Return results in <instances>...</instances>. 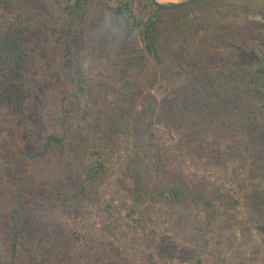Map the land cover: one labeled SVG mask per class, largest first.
I'll return each mask as SVG.
<instances>
[{
	"label": "trees",
	"instance_id": "1",
	"mask_svg": "<svg viewBox=\"0 0 264 264\" xmlns=\"http://www.w3.org/2000/svg\"><path fill=\"white\" fill-rule=\"evenodd\" d=\"M201 5L202 2L178 11H165L155 8L150 0H0L2 143H6L12 130L22 125L27 127L32 121L37 126L31 128L30 134L41 154L30 159L53 161L62 158L67 161L70 172V182H67L62 172L58 173L57 165L60 180L56 179L53 186L47 180L33 189L26 186L22 193L20 186L13 189L9 195L13 212L6 264H18L23 260L17 219L18 194L41 208L38 220L41 222L38 227L42 232L39 236L41 246L25 255L27 263L130 264L123 260L124 254L120 250L110 253L96 244L91 251L88 242L82 246L84 252L81 251L78 257L69 254V249L85 239L76 234L84 206L98 204L99 190L110 172L114 151L119 148L118 141L129 134L130 118L135 115V99L140 95L138 84L130 78V73L137 74L148 64L161 70L162 81L173 84L162 102L151 97L146 99L134 126L152 130L155 122L163 125L168 133L176 132V149L180 154H195L201 162L209 158L213 164L225 163L221 152L238 146V133L250 125L249 105H259L264 112V67L256 69L255 63L246 55L239 57L233 53V47L241 40L234 31L231 36L208 34V39L197 45L194 40L188 44L179 42L185 33L193 37L197 33L198 29L189 25L191 19L205 30L214 28L215 10L197 16ZM55 40L67 57L66 77L73 86L72 93L63 101L71 99L73 109L80 113L81 96L95 91L96 71L105 70L107 62L117 58L123 65L118 71L123 85L111 90L122 104L121 109L109 107L108 112L97 114L92 105L90 112L83 114L89 121L85 123L76 118L73 133L63 126L60 130L53 128L50 131L49 127L40 125L33 106L38 70L44 67L52 72L51 77L58 87L65 78L54 65ZM76 52L80 53L79 58ZM175 66L179 69L173 70ZM183 78L184 85L175 86ZM235 112L240 113L241 119L245 118L244 124L233 120ZM148 155L149 151L143 150L140 158L130 156L128 159L132 179L125 182L124 187L133 191L132 198L135 199L131 217L137 214L141 205L142 183L147 182L146 166L155 167L158 181L151 192V206L162 202L171 209L192 206L198 208L197 214L214 224L221 215L237 218L239 208L246 205L253 221L264 231V192L259 188H252L246 196L237 198L223 192L220 186L206 184L204 179L189 183L178 170L169 168V157L163 151L157 154L155 165L148 163ZM18 162L19 159L13 163ZM72 165L74 169L78 168V173ZM30 191L34 192L31 196ZM37 194L45 195L39 198ZM216 204L221 208L219 212ZM108 209L110 212L112 206ZM104 230L115 235L110 226ZM30 237L38 240L33 233ZM30 242L35 245L32 240ZM149 258L148 264H158L153 255Z\"/></svg>",
	"mask_w": 264,
	"mask_h": 264
},
{
	"label": "rangeland",
	"instance_id": "2",
	"mask_svg": "<svg viewBox=\"0 0 264 264\" xmlns=\"http://www.w3.org/2000/svg\"><path fill=\"white\" fill-rule=\"evenodd\" d=\"M186 1L188 0H159L165 5L181 4ZM213 10H215L213 29L208 31L200 28L198 23L191 19L189 25L197 28V33H194V37L185 33L179 38V42L188 44L194 40L197 45L207 40L208 34L213 36L221 33L231 36L234 31L241 40L233 47V53L239 57L246 55L255 63L256 69L264 67V0H204L196 15L199 16L202 12L208 14ZM216 26L218 29H215ZM61 49L55 40L52 49L54 65L59 67L61 74L65 76L61 86L58 87L51 77L52 72L47 68L42 67L37 72L33 106L41 126L49 127L50 131L53 128L60 130L63 126L65 130L73 133L76 118L85 123L89 121V117H83V114L89 113L92 105L96 107L97 114L108 112L109 107L115 110L122 108V104L111 90L112 87L123 85L118 73L123 65L117 58L110 59L105 70L96 71L95 91L81 96L83 104L80 113L73 109L71 99L63 101L72 93L73 86L70 84V78L66 77L69 65ZM75 54L79 58L80 53ZM172 69L179 68L175 66ZM181 71L185 73L186 70ZM130 74L132 76L130 78L138 84L140 95L135 99V115L130 118L132 122L129 134L122 136L118 141L119 148L114 151L110 172L99 190L98 204H85L76 233L85 239H81L78 246L69 249V254L78 257L88 242L91 245L88 249L91 251L93 250L91 247L96 244L103 246L110 253L120 250L124 254L123 260L130 264H148L151 255L158 264H264V231L253 221L251 211L246 205L239 208L235 215L237 218L221 215L214 224L209 223L203 215L197 214L198 208L194 209L192 206L171 209L163 202L151 206V192L158 181L155 167L145 166L144 175L147 182L142 183L141 205L137 214L131 217V207L134 206L135 199L132 198L133 191L124 187L125 182L132 179L128 159L130 156L134 159L140 158L142 151L148 150L149 164L155 165L157 154L163 151L169 157V168L178 170L188 182L204 179L206 184L212 187L220 186L223 192L237 198H243L252 188H259L264 192V112L259 105L257 107L249 105L250 125H247L244 132L238 133V146L226 148L221 152L225 163L213 164V160L209 158L201 162L195 154H180L176 149L178 141L176 132L168 133L163 125L155 122L152 130L134 126L146 99L151 97L156 98L159 103L162 102L173 84L169 85L162 81L161 70L148 64L142 66L137 74ZM184 83L185 78L175 86H182ZM232 116L233 120H237L241 125L246 121L245 118L241 119L239 112ZM34 126L37 125L30 121L27 127L22 125L12 130L5 140L6 147L2 146L0 131V264H6L11 244L10 217L13 209L9 195L13 189L20 186L22 193L26 186L33 189L37 184H45L47 180L53 186L56 179L60 180L57 165L60 170L58 173L62 172L65 180L70 182L66 160L62 158L53 161L47 158L41 161L31 160L41 154L40 147L31 136V128ZM13 147H16V150ZM17 159L19 162L13 163ZM74 167L72 165L73 170L77 172L78 168ZM42 192L48 194L50 191ZM33 193L30 191L28 194L31 196ZM45 194H37V197ZM35 200L38 202V198ZM16 201L23 256V260L18 264H29L24 258L25 255L33 253L41 246L42 240H39V236L42 232L38 228L41 223L38 221L41 208L39 209L36 203L32 205L30 199H24L21 194H18ZM109 205L112 206L110 212ZM216 210L218 212L221 210L219 204H216ZM228 222L230 225H227ZM226 225L228 227L222 229V226ZM106 226L114 229L115 235L106 232L104 230ZM32 233L38 238L37 241L30 237ZM30 240L35 245H31Z\"/></svg>",
	"mask_w": 264,
	"mask_h": 264
},
{
	"label": "water",
	"instance_id": "3",
	"mask_svg": "<svg viewBox=\"0 0 264 264\" xmlns=\"http://www.w3.org/2000/svg\"><path fill=\"white\" fill-rule=\"evenodd\" d=\"M152 5L160 10H165V11H178L184 8H187L191 5H196L199 4L201 2H203L204 0H188L184 3L181 4H175V5H165L159 2V0H150Z\"/></svg>",
	"mask_w": 264,
	"mask_h": 264
}]
</instances>
